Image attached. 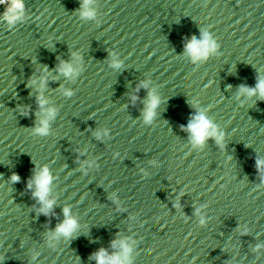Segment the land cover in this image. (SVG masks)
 Instances as JSON below:
<instances>
[{
    "label": "water",
    "instance_id": "water-1",
    "mask_svg": "<svg viewBox=\"0 0 264 264\" xmlns=\"http://www.w3.org/2000/svg\"><path fill=\"white\" fill-rule=\"evenodd\" d=\"M79 3L27 0L25 21L14 28L0 22V264H96L91 254L113 251L121 239L136 241V264H264V254L251 250L264 241V180L256 167L264 156V100L242 106L235 99L264 68V0H98L99 23L81 20ZM201 28L214 33L221 54L194 65L184 49ZM74 51L84 70L72 80L57 66ZM112 51L124 60L120 69L109 64ZM45 67L44 95L58 113L52 132L38 136L39 89L29 82ZM145 79L166 101L151 128L142 122L148 89L137 91ZM62 88L75 93L64 96ZM193 100L226 131L224 149L214 139L191 148L181 125ZM102 127L111 136L97 139ZM88 158L99 167L84 174ZM37 163H49L57 177L50 215L38 212L27 187ZM13 173L21 177L15 183ZM66 204L82 228L49 248L47 234ZM199 204L208 205L205 226ZM245 225L251 232L242 235Z\"/></svg>",
    "mask_w": 264,
    "mask_h": 264
},
{
    "label": "clouds",
    "instance_id": "clouds-1",
    "mask_svg": "<svg viewBox=\"0 0 264 264\" xmlns=\"http://www.w3.org/2000/svg\"><path fill=\"white\" fill-rule=\"evenodd\" d=\"M0 3L5 5L4 11L0 12V22L5 23L9 28H14L17 24L26 20L28 15L27 0H0ZM98 0H80L79 6L76 9V14L83 21L99 20V9L97 6ZM49 43H52L49 38ZM221 45L214 33L209 28H201L200 35L193 37L186 42L183 58L190 61L194 65H199L207 62L211 57L221 54ZM109 64L113 69H120L124 60L120 53L112 51L110 53ZM84 70L83 56L80 51L72 53V59L61 60L57 66V71L72 80H75ZM40 77H33L30 80L31 85H35L39 89L37 97L40 107L41 116L38 123L32 128V133L38 136H47L52 132V121L56 118L58 108L54 104H50L49 99L44 95V89L47 86V81L50 78V73L45 67L41 69ZM150 79L142 80L137 85L139 88L148 89L147 98L144 100V108L142 110V122L146 127H154L160 119L161 109L164 108L166 101L161 95V90L157 87L151 86ZM231 87V86H229ZM64 96L71 97L75 93V89L62 88ZM264 100V68L259 69V74L254 86L241 84L236 93L235 99L243 106L253 98ZM139 97L134 92L131 95V101L134 103ZM254 102V101H253ZM194 108L190 119L186 124H182L181 128L188 134V142L194 150H202L207 146L210 139H214L221 149L226 145V131L210 116L209 109L202 107L199 101L193 100L190 102ZM94 135L97 139H104L111 136V130L107 127L98 128ZM86 149L81 151L82 154ZM229 160L231 157L228 158ZM158 162L153 163L152 167H157ZM99 167L95 158H88L81 162L80 169L84 174H87L91 169ZM256 167L259 170L260 177L264 180V156L258 157L256 160ZM142 175H147V172H142ZM11 182L15 183L21 179L18 173L11 175ZM57 177L53 173L49 163H43L35 166L34 174L29 178L27 187L32 189V195L39 204L38 212L45 215H50L57 203V195L54 193V185ZM183 195V193H181ZM119 205V197L116 192L110 194ZM175 207L179 210L182 208L179 197L175 202ZM208 207L207 204H199L196 207V215L198 217L199 225L205 226L208 223V216L204 209ZM63 220L60 221L53 230L47 234V245L49 248L55 249L61 239L67 240L81 230L82 225L80 218L73 212L72 205L66 204L63 207ZM133 223L137 224V219L133 218ZM239 231L242 235L251 232L248 226H240ZM113 251L108 248L100 247L91 254V259L96 261V264H136L135 257L137 255L136 241L132 240H113ZM252 252L257 255L264 254V241H260L251 247ZM39 256V252L32 255V260L35 261Z\"/></svg>",
    "mask_w": 264,
    "mask_h": 264
}]
</instances>
